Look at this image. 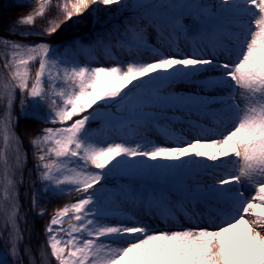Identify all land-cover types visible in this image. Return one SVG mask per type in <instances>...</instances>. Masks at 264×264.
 I'll use <instances>...</instances> for the list:
<instances>
[{"label":"snow or ice","instance_id":"6c2138e0","mask_svg":"<svg viewBox=\"0 0 264 264\" xmlns=\"http://www.w3.org/2000/svg\"><path fill=\"white\" fill-rule=\"evenodd\" d=\"M26 4L0 36V264H264V0ZM21 119L52 125L26 133L30 210L77 197L35 251Z\"/></svg>","mask_w":264,"mask_h":264},{"label":"trees","instance_id":"16d2710c","mask_svg":"<svg viewBox=\"0 0 264 264\" xmlns=\"http://www.w3.org/2000/svg\"><path fill=\"white\" fill-rule=\"evenodd\" d=\"M25 3L26 0H0V36H7L8 34L3 31V26L7 25L10 21H15L19 16L25 15L28 11L31 10V5L26 4V6L21 9L17 7V5ZM113 9H115L116 6H112ZM87 15V14H86ZM102 18H106V13L100 14ZM119 22V21H117ZM46 26L45 20L38 19L35 25L34 31H40ZM111 27V24L104 25L103 27L100 25H93V28L96 31H103L105 28ZM68 28V25H64L58 32L52 37H41V36H31L27 39H24L23 42L25 43H37V42H48L50 44H54L57 46H60V39L65 33V29ZM71 36H75L76 39L82 40L84 43H88L90 39L94 38V32L89 31H72L69 33ZM12 39H23L22 37H10ZM70 41H65V43H68ZM38 66V65H37ZM33 67V71H35V67ZM19 99L20 95L19 92H17V103L15 106V114H20V107H19ZM29 104H31V101L29 100ZM96 107V106H94ZM46 110V109H45ZM91 111V110H90ZM45 126H52V125H43V124H36L34 122H29L21 119L20 124L17 127V131L21 135V137L24 140V149L28 152V161L27 166L25 168V183L20 186V193L19 198L20 202L22 204V213H27V219L28 224H22L21 227L24 229H27L31 227V238L27 239L28 237V231H25V243H30L33 247V250L35 251L36 248L41 244V242L44 241V233L43 228L47 224V222L50 219V216L55 208L63 206L64 203H68L73 198L74 200L77 198L75 196L72 197H61L57 199H53L51 201L45 202L41 201L42 205L46 207L47 212L46 214L41 218L37 217L36 213L34 211L30 210V198H31V190H30V183L31 181L35 180V171H34V160L32 158V148L28 142V135H35L36 132H38L42 127ZM26 133L28 135H26ZM31 170V180L29 179V174ZM115 181V180H114ZM113 181V182H114ZM23 248V245L21 246ZM6 255V245L4 243V240L0 239V256ZM9 264H12L11 257L8 256ZM25 264H27V257H24ZM53 264L55 262L53 261Z\"/></svg>","mask_w":264,"mask_h":264},{"label":"rangeland","instance_id":"374dc122","mask_svg":"<svg viewBox=\"0 0 264 264\" xmlns=\"http://www.w3.org/2000/svg\"><path fill=\"white\" fill-rule=\"evenodd\" d=\"M80 59H81V62H84V58H83V57H81ZM98 59H99V63H100V64H103V65L107 66L108 61H106V60L103 58L102 55H100V56L98 57ZM97 66H98V65H97ZM0 111H2V109H0ZM92 127H93L94 129H95V128H98V127H99V122H94L93 125H92ZM121 183H123V181L119 180L116 184L119 185V184H121ZM109 186L111 187L112 185H109ZM70 199H71V200H70L69 202H73V201H74L73 198H70Z\"/></svg>","mask_w":264,"mask_h":264},{"label":"bare ground","instance_id":"6f19581e","mask_svg":"<svg viewBox=\"0 0 264 264\" xmlns=\"http://www.w3.org/2000/svg\"><path fill=\"white\" fill-rule=\"evenodd\" d=\"M119 180H116L114 184H116Z\"/></svg>","mask_w":264,"mask_h":264}]
</instances>
